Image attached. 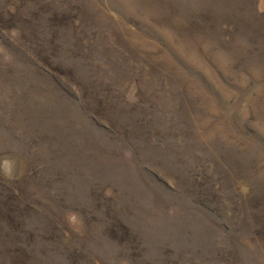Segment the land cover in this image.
I'll list each match as a JSON object with an SVG mask.
<instances>
[{"label": "rangeland", "instance_id": "374dc122", "mask_svg": "<svg viewBox=\"0 0 264 264\" xmlns=\"http://www.w3.org/2000/svg\"><path fill=\"white\" fill-rule=\"evenodd\" d=\"M0 264H264V0H0Z\"/></svg>", "mask_w": 264, "mask_h": 264}, {"label": "clouds", "instance_id": "9594fccd", "mask_svg": "<svg viewBox=\"0 0 264 264\" xmlns=\"http://www.w3.org/2000/svg\"><path fill=\"white\" fill-rule=\"evenodd\" d=\"M5 174L8 175V178H9V179L12 178L11 175L7 172V170H6V173H5Z\"/></svg>", "mask_w": 264, "mask_h": 264}]
</instances>
